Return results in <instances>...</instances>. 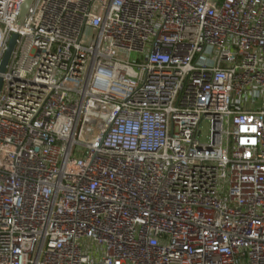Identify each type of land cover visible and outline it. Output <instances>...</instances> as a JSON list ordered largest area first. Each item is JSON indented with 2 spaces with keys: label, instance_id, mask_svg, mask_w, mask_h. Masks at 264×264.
I'll return each mask as SVG.
<instances>
[{
  "label": "built area",
  "instance_id": "obj_1",
  "mask_svg": "<svg viewBox=\"0 0 264 264\" xmlns=\"http://www.w3.org/2000/svg\"><path fill=\"white\" fill-rule=\"evenodd\" d=\"M24 1L0 264H264V0Z\"/></svg>",
  "mask_w": 264,
  "mask_h": 264
},
{
  "label": "water",
  "instance_id": "obj_2",
  "mask_svg": "<svg viewBox=\"0 0 264 264\" xmlns=\"http://www.w3.org/2000/svg\"><path fill=\"white\" fill-rule=\"evenodd\" d=\"M34 0H25L21 6V13H20V19L23 21L27 15V12L30 8V6L32 5ZM18 38V34L17 33H14L9 41V44H8V47H7V50L3 56V59H2V62H1V65H0V72L3 73L5 72L6 70V67L9 63V60H10V57H11V54H12V51L14 49V46L16 44V40ZM2 83H3V77L0 75V90H1V87H2Z\"/></svg>",
  "mask_w": 264,
  "mask_h": 264
},
{
  "label": "rangeland",
  "instance_id": "obj_3",
  "mask_svg": "<svg viewBox=\"0 0 264 264\" xmlns=\"http://www.w3.org/2000/svg\"><path fill=\"white\" fill-rule=\"evenodd\" d=\"M202 131H203V133H202L201 140L202 141H207L208 140V134H209V123L207 121H205L202 124ZM77 150L79 151L78 156H81V153L83 152L82 147L77 146Z\"/></svg>",
  "mask_w": 264,
  "mask_h": 264
}]
</instances>
